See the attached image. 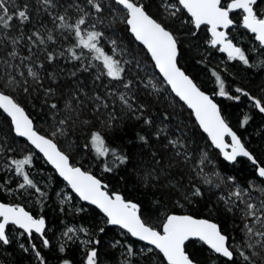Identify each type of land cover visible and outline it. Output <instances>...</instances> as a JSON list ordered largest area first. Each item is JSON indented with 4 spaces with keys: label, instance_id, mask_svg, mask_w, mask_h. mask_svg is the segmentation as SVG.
Wrapping results in <instances>:
<instances>
[{
    "label": "snow or ice",
    "instance_id": "snow-or-ice-1",
    "mask_svg": "<svg viewBox=\"0 0 264 264\" xmlns=\"http://www.w3.org/2000/svg\"><path fill=\"white\" fill-rule=\"evenodd\" d=\"M261 4H264V0H226L224 3L222 0H158L155 4L157 12L153 13L152 6L146 4L145 0H35V7L30 0H23L22 3L0 0V110L10 117V131L16 137L26 138L39 150L67 182L71 192L100 209L105 225L117 226L131 237L152 246L141 250L145 259L151 260L147 254L155 249L158 255L162 254L160 264H201L186 250V242L195 238L207 245L212 253L224 258L226 264H264V166L260 165L226 122L213 96L202 91L179 66L181 39L169 24V21L190 24L195 29L189 30L191 37L196 36V30L206 26L211 37L209 45L212 48L219 46L218 50L226 53L229 61L253 66L250 55L255 53V64L264 67V11L260 9ZM237 10L242 14L241 26L254 35L258 46L245 50L238 42H234L235 38L230 35L229 29L236 23L231 14ZM41 15L48 17L51 28L39 19ZM109 16L112 20L105 24ZM117 22L124 23L127 31L146 49L154 68L158 69L162 77L159 83L166 85L168 91L191 110L199 127L207 133L211 144L220 150L224 159L235 162L238 157L247 158L256 166L259 183L248 181L246 185H241L234 176H224L219 170L205 171L206 165L213 163L207 150L191 147V137L184 134L179 124L172 126L167 112L159 122L145 115L147 107L139 102L141 92L151 96L159 94L161 88L153 83L155 77L148 78L147 83H144L148 74L141 67L142 62L130 52L120 49L117 40L106 37L105 31L101 30L110 28L115 31ZM30 24L31 30L25 31ZM70 39L72 42L62 50L50 47ZM105 41L112 45L108 50L104 47ZM21 44L26 49V55L22 54ZM121 55H132V59L122 60L119 58ZM60 58L79 62L78 66H73L74 70L70 73L72 77H77V72L91 74V70L95 69L93 84L99 82L104 88L103 93L93 90L89 94L79 83L68 92L61 91L59 95L56 89L45 88V77L41 71H46L45 64L51 66ZM141 71H145L144 77L140 75ZM211 76L218 87L214 95L235 101L245 96L255 109L264 113V97L252 96L240 87L235 88L237 95L233 96L227 90L226 80L220 72L213 69ZM28 78H31V84ZM47 78L55 80L56 77L54 73H48ZM104 78L108 84H103ZM149 88L153 91L149 92ZM5 89L29 95L42 90L44 106L52 116L51 130L41 134L25 108ZM49 99H52L51 103ZM59 100L63 101V107L57 102ZM117 104L131 118L137 121L143 119L148 134H137L143 145H148L150 138L162 142L160 149L149 153L151 166L141 168L143 175L140 179L144 184L166 190L169 198L175 197L177 203L203 197L204 186H208L207 190H220L218 202L225 205L227 212L233 215L239 213L243 227L234 225L239 230V238L235 234H226L212 219L192 215L167 214L161 225L153 226L142 219L139 203L126 199L119 192H109L102 179L70 162V155L62 150L58 138L75 135L77 128L87 131L85 138L88 143L84 147L91 145L97 159L106 158L101 165L103 171L111 173L130 162L126 152L108 146L105 140L107 132L104 129H111L115 125ZM85 114L93 119H82ZM249 119L245 115L241 126L247 124ZM97 124L102 127H97ZM8 135L0 129V154L6 155L0 167L12 173L19 182L16 189H12L6 188L12 177L0 180V192L21 191V194H35L43 200L48 193L33 178V154L26 152L20 156L12 155L15 149L8 142ZM226 137H230V142L226 141ZM143 164L142 155L138 165ZM172 170L175 171L170 176ZM185 178L187 184L183 183ZM70 199L71 195L65 194L61 203ZM82 210L76 209L77 212ZM12 228L22 230L20 236L27 235L35 259L39 264H46L40 249L32 242L35 233L42 239V247L50 246L45 236V218L33 216L20 204L0 202V246L13 242ZM99 232L104 233L105 227H100ZM78 233L88 235L89 229L83 226L66 227L62 235L73 240ZM81 243L87 247L85 264H99L96 245L100 244V240L89 237ZM118 245L120 241L117 240L112 247ZM19 247L29 251L24 243ZM124 247L125 259L122 264H132L131 258L137 253L132 244L126 243ZM59 250L64 252L65 246L62 244ZM62 264L72 262L65 259Z\"/></svg>",
    "mask_w": 264,
    "mask_h": 264
},
{
    "label": "trees",
    "instance_id": "trees-1",
    "mask_svg": "<svg viewBox=\"0 0 264 264\" xmlns=\"http://www.w3.org/2000/svg\"><path fill=\"white\" fill-rule=\"evenodd\" d=\"M223 1L225 0H222V2ZM16 2L22 3L23 0H16ZM30 2L33 4V7H35V0H30ZM145 3L152 6L151 12H157L154 7L156 0H145ZM231 15L236 22L235 25L229 29L230 35L235 38L234 42H236V36H238L241 40V44L239 45L244 49L246 45L252 42L258 45L254 40V36L241 27V13L237 11ZM39 19L42 20L48 28L52 27L46 15H41ZM111 20L112 17H107L105 19V24H108ZM35 22L36 20L34 17L33 23ZM169 24L173 30L177 31V35L181 39L179 66H181L185 72L193 78L198 86L213 96V99L218 103L226 122L236 131L242 142L245 143V146L256 157L260 165L264 166V113H260L255 109L250 100L245 96H241L239 101H235L228 99L227 97L214 95V93L218 91V87L215 84L214 77L211 76L213 69L220 72L226 80L227 90L233 96L237 95L234 94V88L240 87L248 91L252 96L258 98L264 97V91H262L264 90V67L255 64L257 55L254 57H252V54L250 55V59L253 61V66L243 65L239 61H229L227 56L221 53L218 48L210 47L211 50L207 57L200 56L194 52V48H197L198 50L199 48L205 47L204 42L209 36L207 27L202 26L200 30H196V36L191 37L189 35V30L195 29L192 28L190 24L184 25L177 23L176 21H169ZM31 28V24L27 25L25 31H30ZM114 28L115 31H109L107 33L118 37V39L131 52H134L136 56H141L139 60L143 63L145 62L150 68H152V71H155L147 52L142 46L133 40L127 31V26L122 22H117L114 25ZM233 29H236V31L234 32ZM71 42V39L68 41H60L57 45L50 47L62 50ZM20 48L22 54L26 55L27 52L26 49H24L23 44L20 45ZM213 56L226 62L225 69H221V67L216 64V60ZM78 64L79 62L69 61L64 58H60L51 66L45 64L46 71H41V75L45 77L43 80L44 87H52L56 89L57 95H59L61 91H70L77 85V83L84 87V90L89 94H91L93 90L99 91L101 84L99 82L95 85L93 84L94 74L92 70L91 74L77 72V77H72L70 75L71 71L74 70L73 66H78ZM48 73H54L56 77L55 80L48 79ZM207 76L209 78H207ZM28 80L31 84V78H28ZM208 83L211 84L208 85ZM164 89L169 93L170 98L173 101L172 104L168 102L169 100L165 98V96L160 94L149 96L144 94L143 91L141 92L139 102L146 105V116H151L159 122L162 115L167 112L172 123L176 125L179 121L180 128L186 132L185 135L191 137V140L189 141L191 147L201 149L203 146L207 147L210 145L206 136L196 125L191 113L168 91L166 86H164ZM5 91L14 95L17 102L25 108L29 116L33 119L35 128L38 131L45 134L51 130L49 126L51 125L52 116L49 109L44 106L43 101L45 98L42 90L31 92L30 95L14 89H5ZM51 102L52 99H49V103ZM57 102L63 107L62 100ZM115 115L117 117L115 125L111 129H104L107 132L105 140L108 146L119 148L126 152L130 158V162L127 165H122L116 168L111 173L103 171L101 165L106 158L101 157L97 159L95 153L91 149V145H89L88 148L84 147V145L88 143L85 138L87 136V131H81L77 128L75 135L67 138L62 137V141L59 139L61 141L62 150L70 155V161L73 164L81 166L84 170L90 171L102 179V181L108 186L109 192L117 191L124 195L126 199H131L139 203L142 210V219H145L154 226L161 225L162 218L169 213H187L197 217L212 219L221 226L226 234H235L237 238L240 237L238 228L234 227V225L239 226L240 228L243 227L239 213L233 215V213L227 212L224 204L218 202L216 194L218 192L216 190H207L204 186L205 194L203 197L190 199L189 203L184 200H180L179 203H177L175 197L169 198L166 190L146 186L140 179L143 175L141 168L151 166L149 153L160 149L162 142L150 138L149 144L143 145L137 138V134H148V128L144 125L143 119L137 121L121 110H116ZM245 115L249 116L250 119L247 124L241 126ZM174 116L177 117L178 121L173 120ZM81 118L93 119V117L88 114H85ZM101 119H103V117H101ZM96 126L102 127L99 124ZM0 129H2L4 133H9L7 140L15 149V152H17L16 148H19L20 146L24 151L33 154L34 160L32 169L37 170L41 176L47 172L50 173L52 185L48 191L42 188L48 193V195L46 197L47 200L42 203L43 207L40 214V216H43L46 220V230L51 226H58L61 220L71 221L77 226L86 227L89 229V234L85 235L83 233L85 236L100 240V244L96 245L98 248L99 259L103 260L105 264H116V257L119 252L116 247H112V244L119 238L115 230L116 227L105 225V218L98 212V210L90 205L80 203V209L83 210L79 212H68L64 205H58L52 196L60 186H66V184L57 177L54 171L43 162L41 157L25 141L16 137L13 132L10 131V122L1 111ZM0 138H2V136H0ZM208 151L214 165V167L210 165L208 168H216L224 176H234L236 181L241 185H246L248 181H256L259 183V179L255 173V167L246 159L238 158L235 162L230 164L225 162L214 148L210 147ZM142 155L144 157V164L138 165V160ZM4 156L6 155L4 154ZM90 157L92 159L87 160ZM174 171L175 170H172L169 175H173ZM177 179H179V177H177ZM0 180H4V175L2 173H0ZM183 183L187 184L186 178L183 180ZM9 187V184L6 185V188ZM67 190H69L68 187ZM224 190L226 191L227 189ZM71 196L73 199L77 198L72 193ZM15 197L14 192H0V201L7 203L12 201L18 204L23 203L20 198L17 199ZM23 206L36 216V210H33L30 207L28 208L26 205ZM102 226L105 227L104 233L99 232V228ZM46 235L49 236L48 240L50 242L48 248L42 247V240H39L37 237H34L33 239V242L40 249L46 264H62V261L65 259L70 260L72 264H83L84 250L81 248L80 243L71 241L67 243L64 242L63 245L65 246V251L61 252L58 247L52 245L50 241V233H46ZM126 238L129 243L125 242L124 246L127 243L132 244L134 248V245L140 244V242L132 239L130 236H126ZM21 240L24 244H27L29 241L28 238L24 236H22ZM186 246V250L189 254L194 255L201 264H226L224 258L212 253L199 241L191 240ZM0 247L2 248L0 249V258L5 261H10L12 264H39L30 253H25L22 249L17 248V246H14L12 243ZM158 258L161 260L162 256L159 254ZM131 259L134 260V258ZM237 259H239V257H237ZM144 263L145 262H143V264Z\"/></svg>",
    "mask_w": 264,
    "mask_h": 264
},
{
    "label": "rangeland",
    "instance_id": "rangeland-1",
    "mask_svg": "<svg viewBox=\"0 0 264 264\" xmlns=\"http://www.w3.org/2000/svg\"><path fill=\"white\" fill-rule=\"evenodd\" d=\"M158 2V0H156V3ZM224 2H226V0L225 1H223V3ZM155 7V6H154ZM156 8V7H155ZM260 9L262 10V11H264V4H261L260 5ZM157 10V9H156ZM242 15V14H241ZM186 19V18H185ZM177 23H180V24H186V25H188V23H186V22H183V21H176ZM101 30H103V31H105V35H106V37H110V38H112V39H116L117 40V42H118V45H119V47H120V49H123V50H125L126 52H130L132 55H134L135 56V59L136 60H138V61H141V60H139L140 59V57L141 56H136L135 54H134V52H131L119 39H118V37H115V36H113L112 34H108L107 32H111V31H113V29H110V28H102ZM233 31L235 32L236 31V29H233ZM236 36V35H235ZM210 37L208 36V39H206L205 40V42H204V45H205V47L204 48H199L198 50H197V48H194L195 49V53L196 54H198V55H200V56H203V57H207L208 55H209V51L211 50V46L209 45V41H210ZM236 42H238L239 44H241V40L239 39V37L238 36H236ZM256 46H258V45H256V43H254V42H252V43H250V44H248V45H246L245 46V50H247V49H249V48H252V47H256ZM104 47H105V49L106 50H108V49H110L111 47H112V45L108 42V41H105L104 42ZM219 49V48H218ZM132 55H121L119 58L120 59H122V60H129V59H132ZM253 56L252 57H254V56H256L257 54H255V53H253L252 54ZM214 57V56H213ZM214 59L216 60V64L218 65V66H220L221 67V69H225V63L226 62H224V60H222V59H218V58H216V57H214ZM142 62V61H141ZM93 63L94 64H99V62L98 61H93ZM141 67L142 68H144L145 70H146V72H147V74H148V76H147V78H145V80H144V83H147V79L148 78H152V77H155V79L153 80V83H156L157 84V87H159V88H161V92L159 93L160 95H162V96H165V98H167L169 101L168 102H170V104H172V100H171V98H170V95H169V93L164 89V86L165 85H162V84H160L159 83V81H161V78L159 77V76H157L156 75V71H152V68H150L145 62L143 63L142 62V65H141ZM92 72H93V74L95 75V69H93L92 70ZM93 75V76H94ZM140 75L142 76V77H144L145 76V71H141L140 72ZM207 78H209L208 76H207ZM109 82H108V80L106 79V78H104L103 79V84H108ZM211 83H208V85H210ZM141 88H142V85H141ZM235 89V88H234ZM121 90H123V89H121ZM103 91H104V88H103V86L101 85V87L99 88V92H101V94L103 93ZM148 91L149 92H152L153 91V89H151V88H149L148 89ZM234 94H237L235 91H234ZM158 95V94H157ZM173 106V105H172ZM116 110H120L119 109V105L117 104V107H116ZM146 115V114H145ZM148 116V115H147ZM173 120H176V121H178V119H177V117L176 116H174L173 117ZM179 122V121H178ZM176 123V125L177 124H179V123ZM51 124H52V121H51ZM176 125H174L173 123H172V126L174 127V126H176ZM183 132H184V130H183ZM186 132H184V134H185ZM58 139H60L61 141L63 140V138L62 137H59ZM210 144V143H209ZM210 147L212 148V146L211 145H208L207 147L206 146H203L201 149H206L207 150V152H208V154H209V151H208V149H210ZM16 150H17V152H15L14 153V155L15 156H20V155H22V154H24V153H26V151H24L20 146H19V148H16ZM219 154V153H218ZM12 155H13V153H12ZM0 157H3V158H0V166H2V164H3V162H4V159H6V156H4V154H0ZM209 157H210V155H209ZM211 158V157H210ZM90 159H92L91 157L89 158V159H87V160H90ZM93 161V160H92ZM91 161V162H92ZM214 166L213 165V163L212 164H209V165H206V167H205V171H207V172H212L214 169L215 170H217L216 168H213V169H210V168H208V166ZM31 171H32V175H33V178L36 180V181H38L39 183H40V186L42 187V188H44L46 191H48L49 190V188H50V186L52 185V182H51V176H50V173H45L43 176H41L39 173H38V171L37 170H34V169H31ZM0 173H2L3 175H4V180H7L8 179V177H12V181H11V183L9 184L10 185V187L9 188H12V189H16V185H17V183L19 182V180H18V178H16V177H14L13 176V174L12 173H9V172H7V170L6 169H3L2 167H0ZM13 184V185H12ZM8 185V184H7ZM206 188H208V186H205ZM214 190H216L218 193H216L217 194V196L220 194V190H217V189H214ZM6 191V190H5ZM33 190H29V192H32ZM113 192H117V191H113ZM14 194H15V198H17V199H19L20 198V200H22V202L23 203H25V204H23V203H19L20 205H26V207H30L31 209H33V210H36V216L38 217V216H40V214H41V210H42V203L43 202H45L46 200H47V198H44L43 200H41L37 195H35V194H33V195H28V194H21V191H14ZM59 194V195H58ZM65 194H70L71 195V192L69 191V190H67V186H60V188H58L57 190H56V192L53 194V196H52V198H54V201H56L57 202V204L58 205H60V206H62V205H64L65 207H66V210L68 211V212H70V211H72V212H77L76 211V209H80L81 208V206H80V201L78 200V198H75V199H73L72 198V196H71V199L69 200V201H67L66 203H61V200L64 198V195ZM254 194H256V193H254ZM190 201H188V203H189ZM9 203H12V204H18V203H15V202H12V201H9ZM225 206V205H224ZM164 218V217H163ZM163 218H162V222H163ZM162 222H161V224H162ZM149 223V222H148ZM151 224V223H150ZM151 225H153V224H151ZM71 226H77L75 223H73V222H71V221H66V220H61L60 221V223H59V225L58 226H51V227H49L46 231H45V236L47 237V239H49L48 237V235H46V233H50V238H51V243H52V245L53 246H55V247H58V248H60V246L62 245V244H64V242L65 243H67V242H78V243H80L81 244V248L84 250V255H83V264H85V259H86V256H85V253H86V251H87V247L86 246H84L82 243H81V241H84V240H87V239H89L87 236H85L83 233H78L77 234V237H75L73 240H68L66 237H64L63 235H62V233L64 232V231H66V227H71ZM154 226V225H153ZM115 230H116V233L118 234V241H120V245H118L116 248H117V250H118V252H119V254H118V256L116 257V259H117V261H116V264H122V262L124 261V259H125V250H124V243L125 242H127V243H129L128 242V240H127V238H126V236H129L128 234H126L125 232H124V230H122V229H120V228H115ZM21 231H19V230H16L15 232L13 231V230H11V236H12V239H13V242H12V244L14 245V246H17V248H20L19 247V245L21 244V243H23L22 242V240H21V238H22V236H20V233ZM117 241V240H116ZM25 246L29 249V251H27L28 253H30V255L31 256H33L34 258H35V254H34V252H32L31 251V244L28 242L27 244H25ZM151 246H149V245H147V244H144V243H141L140 242V244H136V245H134V250L136 251V253H137V255L136 256H134V257H132V258H134V260H133V262H132V264H143V262H145L144 264H160V258H158V255H157V251L155 250V249H153V251L151 252V253H148L147 255L148 256H150L151 257V260H147V259H145L144 258V255L143 254H141V250L142 249H144V250H146L147 248H150ZM0 249H2L1 247H0ZM21 249V248H20ZM24 251V250H23ZM25 253H26V251H24ZM159 259V260H158ZM36 260V259H35ZM146 260V261H145ZM1 261H4V259H1L0 258V262ZM37 261V260H36ZM99 264H105L104 263V261L103 260H101V259H99Z\"/></svg>",
    "mask_w": 264,
    "mask_h": 264
},
{
    "label": "water",
    "instance_id": "water-1",
    "mask_svg": "<svg viewBox=\"0 0 264 264\" xmlns=\"http://www.w3.org/2000/svg\"><path fill=\"white\" fill-rule=\"evenodd\" d=\"M237 11H239V10H237ZM242 27V26H241ZM128 33L131 35V37L133 38V40L137 43V44H139L140 46H142L138 41H136L135 39H134V37L132 36V34L128 31ZM250 33V32H249ZM209 34V33H208ZM251 34V33H250ZM253 35V34H252ZM254 36V35H253ZM209 37H210V34H209ZM211 38V37H210ZM258 43V42H257ZM143 47V46H142ZM218 48H219V46H217ZM144 48V47H143ZM144 50L146 51V49L144 48ZM147 52V51H146ZM224 55H226L227 56V54L226 53H223ZM149 56V55H148ZM149 58H150V56H149ZM150 60H151V58H150ZM152 62V61H151ZM152 64H153V62H152ZM181 67V66H180ZM182 68V67H181ZM155 69V68H154ZM182 70H184L183 68H182ZM155 71H156V73H157V75L161 78V80H162V77L160 76V74H159V72H158V69H155ZM185 71V70H184ZM187 74V73H186ZM189 75V74H188ZM190 76V75H189ZM191 77V76H190ZM192 78V77H191ZM195 82V81H194ZM196 83V82H195ZM166 86V85H165ZM167 87V86H166ZM201 90L202 91H204L202 88H201ZM206 94H209V93H207L206 91H204ZM174 97H175V95L174 94H172ZM210 95V94H209ZM211 96V95H210ZM175 98H177V97H175ZM177 100H178V98H177ZM179 101V100H178ZM180 103H182L183 104V102H181V101H179ZM214 102L218 105V103L214 100ZM184 105V104H183ZM184 107L187 109V107H186V105H184ZM218 107H219V105H218ZM220 108V107H219ZM190 113H191V110H189V109H187ZM2 113H3V111L2 110H0ZM26 111V110H25ZM26 113H27V111H26ZM4 114V113H3ZM28 114V113H27ZM222 114V113H221ZM5 116H6V114H4ZM29 115V114H28ZM191 115H192V113H191ZM223 116V115H222ZM7 117V116H6ZM192 117H193V119H194V121H195V117L192 115ZM30 118H31V116H30ZM7 119L9 120V122H10V117H7ZM32 119V118H31ZM33 120V119H32ZM34 123V122H33ZM195 123H196V125L198 126V128H199V130L206 136V138L208 139V141H209V143H210V145L212 146V148H214L218 153H219V155H220V157L225 161V162H227V163H232V162H229V161H227V160H225L224 159V157H223V155L221 154V152H220V150L219 149H217V148H215L212 144H211V141H210V138L207 136V133H205L200 127H199V125L197 124V122L195 121ZM35 126V125H34ZM230 126V125H229ZM231 127V126H230ZM232 128V127H231ZM233 131H235V130H233ZM236 132V131H235ZM14 134V133H13ZM42 134V133H41ZM15 135V134H14ZM238 135V134H237ZM239 136V135H238ZM18 138H20V139H22L23 141H25L40 157H41V159L43 160V162L46 164V165H48L53 171H54V173L57 175V177L58 178H60L65 184H66V186L68 187V189L70 190V192H71V189H70V187L67 185V182L66 181H64L63 180V178L62 177H60L59 176V174H58V172H56V170H55V168H54V166H52L51 164H49L47 161H46V159L43 157V154L42 153H40L39 152V150H37V149H35L34 148V146H32L29 142H27V140H26V138H22V137H18ZM226 139V141L227 142H230V137H226L225 138ZM249 150V149H248ZM238 158H244V157H238ZM237 158V159H238ZM244 159H246L250 164H252V162L251 161H249L247 158H244ZM71 162V161H70ZM72 163V162H71ZM73 164V163H72ZM75 166H79V165H76V164H74ZM253 165V164H252ZM255 168H256V166L255 165H253ZM83 169V168H82ZM84 170V169H83ZM87 171V170H86ZM92 173V172H91ZM255 173H256V171H255ZM93 174V173H92ZM94 175V174H93ZM97 178H99V177H97ZM104 183V182H103ZM105 184V183H104ZM72 194H74L77 198H78V200L81 202V203H84V204H87V205H90V206H92V207H94L96 210H98V212L104 217V215H103V213L100 211V209H98L95 205H92L90 202H87V201H83V200H81L79 197H78V195H76L75 193H73V192H71ZM0 202H3V201H0ZM5 203H7V202H5ZM22 206V205H21ZM24 207V206H23ZM25 210L26 211H29V210H27L26 208H25ZM30 212V211H29ZM31 213V212H30ZM32 214V213H31ZM169 214H172V213H169ZM175 214H177V215H191V214H187V213H175ZM33 215V214H32ZM34 216V215H33ZM193 216V215H192ZM37 217V216H36ZM195 217H197V216H195ZM197 218H205V217H197ZM205 219H208V218H205ZM215 222V221H214ZM217 223V222H216ZM218 224V223H217ZM114 227H117V226H114ZM117 228H119V227H117ZM18 229V228H17ZM20 230V229H19ZM38 235V234H37ZM129 236H130V234H128ZM131 237V236H130ZM132 239H134V240H136V241H138V242H141V243H144V244H147L146 242H142V241H139L137 238H134V237H131ZM191 240H196V241H198L197 239H195V238H193V239H191ZM190 240V241H191ZM189 242V241H188ZM200 242V241H199ZM200 243H202V242H200ZM186 244H187V242H186ZM204 245V244H203ZM149 246H151V245H149ZM205 247H207V249L208 250H210L209 248H208V246L207 245H204ZM152 247V246H151ZM161 256H162V254H160ZM166 263V262H165ZM0 264H7V263H0Z\"/></svg>",
    "mask_w": 264,
    "mask_h": 264
},
{
    "label": "flooded vegetation",
    "instance_id": "flooded-vegetation-1",
    "mask_svg": "<svg viewBox=\"0 0 264 264\" xmlns=\"http://www.w3.org/2000/svg\"><path fill=\"white\" fill-rule=\"evenodd\" d=\"M11 230H13V231L15 232L16 230H19V229H17V228H12ZM19 231H22V230H19ZM24 237L28 238L27 235H24ZM34 237H37L39 240H42L37 234L33 233V236H32V242H33ZM21 239H22V238H21ZM28 242H29V241H28ZM0 263L12 264L10 261H5V260H4V261H1Z\"/></svg>",
    "mask_w": 264,
    "mask_h": 264
},
{
    "label": "bare ground",
    "instance_id": "bare-ground-1",
    "mask_svg": "<svg viewBox=\"0 0 264 264\" xmlns=\"http://www.w3.org/2000/svg\"><path fill=\"white\" fill-rule=\"evenodd\" d=\"M216 48H218V47H216ZM234 130V129H233ZM208 140V139H207ZM209 142V141H208ZM233 163V162H232ZM231 164V163H230ZM23 206V205H22ZM188 243V242H187Z\"/></svg>",
    "mask_w": 264,
    "mask_h": 264
}]
</instances>
